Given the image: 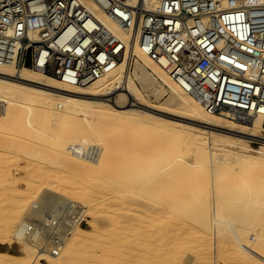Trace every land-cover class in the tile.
Listing matches in <instances>:
<instances>
[{"label":"bare ground","instance_id":"6f19581e","mask_svg":"<svg viewBox=\"0 0 264 264\" xmlns=\"http://www.w3.org/2000/svg\"><path fill=\"white\" fill-rule=\"evenodd\" d=\"M133 51L85 86L0 67V264H264V150Z\"/></svg>","mask_w":264,"mask_h":264},{"label":"built area","instance_id":"2783aa9c","mask_svg":"<svg viewBox=\"0 0 264 264\" xmlns=\"http://www.w3.org/2000/svg\"><path fill=\"white\" fill-rule=\"evenodd\" d=\"M137 45L240 149L264 150V0H0V67L17 73L85 86Z\"/></svg>","mask_w":264,"mask_h":264},{"label":"rangeland","instance_id":"374dc122","mask_svg":"<svg viewBox=\"0 0 264 264\" xmlns=\"http://www.w3.org/2000/svg\"><path fill=\"white\" fill-rule=\"evenodd\" d=\"M17 174L19 176V182H18L19 188L20 189H27L26 173L24 171H22V170H19V171H17ZM52 239L53 240L48 239V241H47L48 244L50 246L57 245L55 239L53 237H52ZM181 257L184 258V257H188V256L186 254H183V255H181ZM181 262H183L182 259H181ZM191 264H211V263L207 262L206 260H204V259H202L200 257L193 256ZM219 264H235V263H232L231 261L220 260Z\"/></svg>","mask_w":264,"mask_h":264}]
</instances>
